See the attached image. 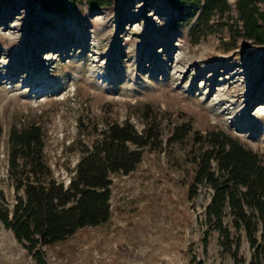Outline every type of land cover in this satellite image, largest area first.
Returning <instances> with one entry per match:
<instances>
[{
  "label": "rangeland",
  "instance_id": "rangeland-1",
  "mask_svg": "<svg viewBox=\"0 0 264 264\" xmlns=\"http://www.w3.org/2000/svg\"><path fill=\"white\" fill-rule=\"evenodd\" d=\"M196 12L167 0H113L93 10L82 0L61 12L36 0H0V190L9 208L30 166L12 132L38 128L43 177L65 186L111 125L150 135L133 170L109 173L108 219L38 245L45 264H249L256 253L229 207L226 232L207 219L209 184L198 183L193 196L189 189L213 133L264 165V43L239 33L236 0L207 23L191 21ZM178 52L180 66L189 63L181 79L172 73ZM220 79L225 99L216 97ZM253 235L262 245L260 223ZM0 264H36L1 222Z\"/></svg>",
  "mask_w": 264,
  "mask_h": 264
},
{
  "label": "trees",
  "instance_id": "trees-1",
  "mask_svg": "<svg viewBox=\"0 0 264 264\" xmlns=\"http://www.w3.org/2000/svg\"><path fill=\"white\" fill-rule=\"evenodd\" d=\"M44 9L61 12L72 8L82 0H36ZM174 8H192L197 12L191 18L195 24L207 23L215 12L223 13L226 0H167ZM89 7L99 9L109 7L113 0H86ZM239 21V33L257 44L264 43V9L257 2L264 0H236ZM69 4V5H68ZM102 142L95 146L87 156L79 161L75 174L68 185L52 179H45L48 169L40 161L38 128L32 127L21 133L12 132L11 141L25 147L26 158L30 166L24 165L20 174L26 181L19 180L12 208L6 205L0 190V222L10 229L15 238L36 260V264H45L38 245H47L64 240L84 226H94L105 222L109 216V195L111 181L109 173L133 170L140 160L138 149L149 143L146 138H135L132 126L125 123L113 124L104 133ZM217 134L211 135L212 148L203 152L195 173L194 186L189 195L196 192V185L205 182L213 189L210 203L206 207L208 220L214 217L216 226L223 232L221 218L226 207L235 216L234 225L243 226L250 246L256 253L249 264H263L264 256V165L256 160V155L246 150L237 140ZM131 141L136 145L130 149L126 145ZM34 143V145H33ZM217 163L218 175L212 170V162ZM242 185L244 190L240 191ZM247 209L251 210L250 213ZM260 223L263 244L260 245L253 235ZM201 264V263H199Z\"/></svg>",
  "mask_w": 264,
  "mask_h": 264
},
{
  "label": "bare ground",
  "instance_id": "bare-ground-1",
  "mask_svg": "<svg viewBox=\"0 0 264 264\" xmlns=\"http://www.w3.org/2000/svg\"><path fill=\"white\" fill-rule=\"evenodd\" d=\"M184 57H185V53L184 52H178L176 55H175V57L173 58V67H172V73L174 74V75H176V77L178 78V79H181L182 78V76H184L185 74H186V72H188V69H187V67H188V65H189V63L186 61V63L184 64V65H181L180 66V62L181 61H183L184 60ZM89 69H90V71H96V70H94V66H91L90 65V67H89ZM92 72V73H93ZM98 72V71H97ZM96 73V72H95ZM214 73V72H213ZM213 73L212 74H210V79H213V77H214V75H213ZM35 79V78H34ZM219 84V86H221L220 88H218L217 90L215 89V92L217 93V98L218 99H222V98H226V97H230L228 94H227V92H226V90H224L226 87H223L225 84H224V82H221V79L219 80V82H218ZM185 87H187L186 85H184V88ZM214 88V87H213ZM212 89V88H211ZM211 89L209 90V89H206L205 91H202V95H204L205 96V98H207V96L209 95V93H210V91H211ZM213 91V90H212ZM214 92V91H213ZM220 101V100H219ZM230 101H232V100H230ZM225 103V102H224ZM234 103L235 102H233L232 101V103L231 104H233L234 105ZM215 104V103H214ZM212 106H213V104H211ZM236 106V105H235ZM237 107V106H236ZM216 108V107H215ZM229 108V107H228ZM230 108H231V106H230ZM234 107H232V109H233ZM216 109H218V108H216ZM229 111H230V109H229ZM230 113H232V114H234L235 113V110H231V112ZM230 117V116H229ZM232 118H234V120H235V122H236V124H240L241 123V119L238 117V116H236L235 114H234V116L232 115ZM242 124V126H246V125H244L243 123H241Z\"/></svg>",
  "mask_w": 264,
  "mask_h": 264
}]
</instances>
